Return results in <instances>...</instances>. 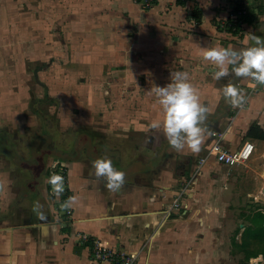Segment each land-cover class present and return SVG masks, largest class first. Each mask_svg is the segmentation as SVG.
Returning a JSON list of instances; mask_svg holds the SVG:
<instances>
[{"label":"crops","instance_id":"obj_1","mask_svg":"<svg viewBox=\"0 0 264 264\" xmlns=\"http://www.w3.org/2000/svg\"><path fill=\"white\" fill-rule=\"evenodd\" d=\"M49 1L71 7L65 9V17L64 12L52 17V10L41 7L46 0H0V264H93L89 245L77 242L76 235L81 233L133 254L136 264H217L221 254L218 242L225 240L218 225L219 197L236 195L231 181L242 182L250 171L257 170L251 177L255 182L264 178V153H258L264 148V85L250 91L245 107L229 117L233 106L223 97V89L232 84L231 67L228 77L215 80L212 73L218 69L203 59L202 49L252 47L253 35L264 40V0H186L184 5L171 7L176 8L174 13L170 11V18L163 14L161 29L153 27L159 19L152 11L154 6L144 17H134L132 0ZM235 1L247 11L235 21L237 33L218 28L234 9ZM24 5L34 6L28 12ZM74 19L80 25L83 21L81 26L87 33L97 30L105 42L133 34V26L145 29L143 40L133 51L134 59L144 66H135L157 82L166 62L177 59L185 72L193 75L190 82L209 109V120L203 125L207 131L198 151L187 146L176 150L183 170L171 168L172 147L165 141L153 147L145 159L139 153L141 157L131 156L130 162L123 161L119 151L109 146L100 157L93 154L97 150L94 145H89L91 153L84 156H74L71 149L60 154L54 149L57 143L52 146L49 142V148L37 146L42 130L36 129L38 118L24 102L30 98L26 90L31 88V77L26 76L29 68L23 63L42 57V51L51 46L43 44L47 36H61L59 40L63 38L73 48ZM168 36L173 37L171 43ZM83 38L76 42L82 46L80 56L88 58L85 51L98 49L99 43L93 36L88 38L90 42ZM11 40L18 44L12 46ZM116 45L111 44V48L117 50ZM73 57L67 55L71 61ZM38 78L37 85L50 84L49 90L56 93L52 74L44 82L40 75ZM213 131L223 133L221 143L226 149H236L247 138H255L257 148L243 164L221 165L208 156L199 164ZM45 132L51 136L50 130ZM200 151L204 155L198 163L197 159L190 162ZM101 158L111 159L113 166L125 173L120 189L109 190L103 178L95 177L92 165ZM57 163L66 170V188L60 197L48 183V172ZM70 196L77 197V204L61 213L57 203L62 205ZM175 199L177 207L169 210ZM66 210L71 214L66 216Z\"/></svg>","mask_w":264,"mask_h":264},{"label":"rangeland","instance_id":"obj_2","mask_svg":"<svg viewBox=\"0 0 264 264\" xmlns=\"http://www.w3.org/2000/svg\"><path fill=\"white\" fill-rule=\"evenodd\" d=\"M54 2L60 1L46 0V3L41 7L43 10H52V17L61 12H64L65 17V9L71 6L66 3L56 4ZM132 2L134 17H144V13L154 6L152 11L155 16L159 17L153 26L155 29H161L163 14L164 17H167L170 11L174 13L176 8H171L176 4V0H157L155 3L152 0H132ZM33 6L27 5L26 8L24 5V8L29 12ZM68 14L71 15L69 11ZM143 21H146L145 18ZM78 22L79 20L74 19L73 48L68 47L63 38L60 41L59 37L61 36H47L43 44L51 45L52 49L50 46L47 51L43 50L40 59L29 61L26 58L27 60L23 63L29 68L26 71V76L31 77V80H28L31 88L26 90L30 93L28 94L30 98L27 101L26 98L24 102L29 103L30 110L34 111L33 113L38 118L36 129L42 130L40 138L37 139V143L39 141L37 146L45 145V148H49V142L52 146L53 143H57L54 149L60 154L71 149L74 156L77 154L84 156L91 153L89 145H94L97 150L93 154L97 157L102 156V152L109 150L106 148L109 146L119 151L123 161L130 162V157L133 158L134 155L141 157L139 153L144 154L141 158L145 159L147 154L151 155L153 147L156 148L159 142H168L164 138L162 127H152L154 123H162L164 114L154 92L150 91L155 86H166L171 82L172 73L185 72V68L180 66L178 59L167 61L162 72V79L157 82L148 76L147 71L137 70L135 66L139 61L134 59L136 54L133 51L136 49V44L143 40L145 29L140 31L133 26V34L127 37L112 38L105 42L102 41V36L98 34L97 30L93 34H91L92 32L87 33L81 26L83 21L81 25ZM57 23L60 24V20ZM144 26H146L145 22L142 24V27ZM218 28L226 30V27L222 25ZM83 36L86 38V42H90L88 38L93 36L99 43L96 46L98 49H93L92 52L85 51L84 57L88 58L80 56L82 46L80 42H76ZM85 38L83 39L85 40ZM172 38L168 36L170 43L173 41ZM10 44L14 46L18 43L11 40ZM111 44H117V50L112 49ZM1 45L2 43H0V47ZM70 54L74 56L72 61L67 58V55ZM139 64L144 66V62ZM50 65L51 67H49ZM49 74H52V78L55 79L54 87L56 89L54 91L56 93L49 90L50 84L46 85L44 82L45 79H48L46 77ZM39 75L44 83L37 85ZM9 76L11 77V75ZM192 76H189L190 81H192ZM234 77H236L234 74L230 76L232 84L240 90L246 89L245 83H240L237 77L236 79ZM50 92L54 96H51ZM242 94L245 97L242 107H245L248 90L246 89ZM200 102L205 106L203 100ZM239 108L241 107H233L229 117ZM153 117L155 119H152ZM208 120L207 118L206 121ZM49 130L51 136L45 132ZM201 151L194 155L193 159L190 158V162H195L197 159L198 163L199 157L204 155ZM261 151L264 153V148H260L258 153ZM169 156L173 170L179 172L184 169L182 160L177 158L179 154L175 149L170 150ZM177 160L181 162H177ZM123 164L127 163L123 162ZM228 170L232 172L234 168ZM261 170L262 168L259 171ZM226 171H221L222 176L227 174L228 171ZM52 172H54L53 169L48 172L50 177ZM250 172L252 176L247 174L242 182L240 179H236L235 182L231 181L234 183L233 190L237 191L236 195L227 193L228 195L219 197L221 204L218 205L220 210L218 213L221 219L218 225L225 232L222 235L225 240L218 242V250L221 251V254L217 259V264H264V257L261 260L258 259L259 261L253 260L254 258L244 260V254L238 248L243 227L249 224L247 216L253 215L258 210L264 213V178L260 177L255 182L251 177L257 170ZM65 184L66 182H64ZM242 191L244 193L240 196ZM247 191L251 192L250 195H245ZM57 204L58 210L62 213L64 208L60 203ZM248 249L253 250L254 245L250 243Z\"/></svg>","mask_w":264,"mask_h":264},{"label":"clouds","instance_id":"obj_3","mask_svg":"<svg viewBox=\"0 0 264 264\" xmlns=\"http://www.w3.org/2000/svg\"><path fill=\"white\" fill-rule=\"evenodd\" d=\"M251 38L255 41V46L239 50L231 47L202 49L203 59L214 64L218 69L212 73L215 80L228 77L231 67V73L236 77L264 85V40L254 35ZM150 92H154L164 114L162 123H154L152 127H162L164 138L175 150L181 151L187 146L193 151H198L207 131L203 125L209 109L200 102L198 90L190 82L189 74L172 73L169 84L164 87L155 86ZM223 95L233 107H242L245 103L244 95L234 85L226 86ZM92 166L95 169V177L103 178L109 190L115 191L123 186L125 173L118 171L111 159H97ZM48 183L56 197L63 194V176L54 174L49 178ZM77 202L76 196H70L62 207L69 209Z\"/></svg>","mask_w":264,"mask_h":264},{"label":"built area","instance_id":"obj_4","mask_svg":"<svg viewBox=\"0 0 264 264\" xmlns=\"http://www.w3.org/2000/svg\"><path fill=\"white\" fill-rule=\"evenodd\" d=\"M239 1L240 0H237V2ZM246 13V9L243 6L240 7L236 5L235 1L234 9L227 15L226 19H223L222 26H225L231 32L238 31V23L235 24V21L237 18L246 15ZM258 86V84H255L254 81L249 79L245 83V88L248 90L247 96L249 95L250 91H253ZM210 137L212 141L209 145L207 153L201 157L199 164L204 162L206 156L211 157L216 163L221 165L231 166L234 164H243L251 158L257 148V142L255 138H247L236 149L229 150L222 146V132L213 131L210 133ZM52 169L54 172H52L51 175H61L64 177V182H66V170L64 166L57 163ZM65 188L66 184L64 185V190ZM176 207L177 202L175 199L171 203L169 210ZM70 214V210L65 211L66 216ZM76 239L80 244L89 245L93 264H136V259L133 254L127 253L120 249L107 247L89 234H77Z\"/></svg>","mask_w":264,"mask_h":264},{"label":"trees","instance_id":"obj_5","mask_svg":"<svg viewBox=\"0 0 264 264\" xmlns=\"http://www.w3.org/2000/svg\"><path fill=\"white\" fill-rule=\"evenodd\" d=\"M155 3L157 0H152ZM186 0H176V5H184ZM198 14H195L197 19ZM249 224L243 227L241 240L238 248L244 254V260L255 258L258 255L264 256V213L256 211L251 216H247ZM235 243V242H234ZM254 245L253 250L248 249L249 244ZM236 244V243H235Z\"/></svg>","mask_w":264,"mask_h":264}]
</instances>
